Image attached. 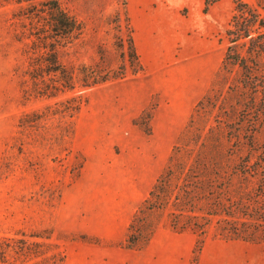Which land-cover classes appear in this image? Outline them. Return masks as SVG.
<instances>
[{
  "label": "rangeland",
  "instance_id": "rangeland-1",
  "mask_svg": "<svg viewBox=\"0 0 264 264\" xmlns=\"http://www.w3.org/2000/svg\"><path fill=\"white\" fill-rule=\"evenodd\" d=\"M56 1L75 21L62 36L51 0H0V264H199L213 240L230 244L217 251L239 264H264V236L236 231L253 223L254 206L237 198L257 182L235 172L254 157L233 136L251 129L241 110L252 95L240 94L242 69L227 59L235 3L215 10L223 41L210 58L192 60L185 48L177 61L173 48L161 69L135 49V0ZM241 1L264 19V0ZM245 41L234 50L253 66ZM50 48L63 73H43L38 59ZM210 172L213 190L231 200L220 211L239 215L205 221L188 211L194 176Z\"/></svg>",
  "mask_w": 264,
  "mask_h": 264
},
{
  "label": "trees",
  "instance_id": "trees-1",
  "mask_svg": "<svg viewBox=\"0 0 264 264\" xmlns=\"http://www.w3.org/2000/svg\"><path fill=\"white\" fill-rule=\"evenodd\" d=\"M216 0H206V5L208 6L210 2ZM235 5V14L232 16L230 23L233 25V29H226L225 34L227 36H232L228 47L227 59L238 64L242 69V80L240 81V94H247V90L252 93L248 97L247 104H244L242 115L244 112L251 114V119L249 127L246 128V131L243 132V129H239L237 132H234L233 136L237 141H241V138H246L248 149L252 151L254 157L251 155L246 156L245 161H241L243 166L235 168L236 175L245 180H254L257 182L255 193L251 194L249 197H238L237 205H253L254 210L251 211L248 216L253 220V223L245 226L242 230H236L243 235L247 234L249 237H257L258 235L264 236V143L257 147L256 141L260 138L264 139V63L260 66L255 59V57H263L264 55V19L260 18L256 11L253 9L252 5L245 3L241 0H232ZM52 6L48 7V11L51 12L50 15H53V28L52 31L57 36L60 33V36L71 33L75 28V21L64 12L56 0H51ZM205 7V11H206ZM245 39L246 52L252 59V65L247 64L246 59L240 55L237 50L241 45V40ZM134 49V48H133ZM234 50V51H233ZM135 53V51H134ZM136 56V53L133 54ZM137 57V56H136ZM38 61L43 65V73H63V68L58 62L57 53L55 48H50L45 55L39 57ZM255 70V72H254ZM260 71H263L262 74H259ZM39 75V74H38ZM42 76V75H40ZM104 82V80H103ZM198 103L195 107L201 104ZM196 110V108H195ZM194 110L189 119L190 123L197 121L199 118H196L194 121ZM244 118V116H243ZM207 120L203 123V126L206 127ZM227 133V132H225ZM230 138V136H227ZM243 138V139H244ZM182 137L179 138L181 140ZM240 146H236V149ZM179 144L173 148V153L177 151ZM257 153V154H256ZM173 155V154H172ZM172 157V156H171ZM170 157V159H171ZM254 158L253 164L250 165V161ZM219 170L217 171V173ZM170 173L169 170L167 174ZM164 173L163 175H165ZM210 173L203 175L201 177L194 176L195 182L191 183V189L185 193L184 202L191 204L192 209H189L191 213L200 216L201 219L205 221H210L212 219H226L225 217H234L236 216L235 212H221L219 209L220 204L227 198H220V194L216 193L213 190L215 184L212 182ZM161 175L158 178L157 184L154 187L153 191L159 190L158 182L164 177ZM215 176V174H213ZM198 180V181H197ZM229 180V179H227ZM229 181L224 180V184L219 182L218 185H222L225 189L229 187ZM217 187V186H216ZM199 190L201 192H199ZM153 192V194H154ZM152 194V193H151ZM228 201H231L227 199ZM203 202L205 207H197L195 204L198 202ZM194 204V206H192ZM239 215V214H238ZM221 217V218H220ZM243 239V238H240ZM245 240V239H244Z\"/></svg>",
  "mask_w": 264,
  "mask_h": 264
},
{
  "label": "crops",
  "instance_id": "crops-1",
  "mask_svg": "<svg viewBox=\"0 0 264 264\" xmlns=\"http://www.w3.org/2000/svg\"><path fill=\"white\" fill-rule=\"evenodd\" d=\"M213 3L205 11L206 0H135L128 4L129 23L139 59L153 68H166L174 57L173 48H181L177 61H183L185 48L192 60L210 58L217 44L223 41V13L215 11L221 3ZM221 7V6H220ZM222 10V9H221ZM157 52V58L153 54ZM172 54V56H171ZM141 62V61H140ZM198 64V62H196ZM142 64V62H141ZM150 241V240H149ZM218 240L207 242L202 249L199 264H239L238 256L221 254ZM176 259L173 258V264Z\"/></svg>",
  "mask_w": 264,
  "mask_h": 264
}]
</instances>
